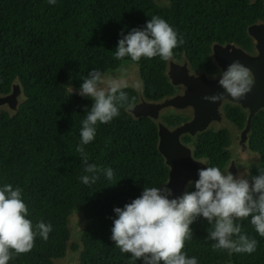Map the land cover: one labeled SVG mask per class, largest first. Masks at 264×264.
Masks as SVG:
<instances>
[{
    "label": "trees",
    "instance_id": "obj_1",
    "mask_svg": "<svg viewBox=\"0 0 264 264\" xmlns=\"http://www.w3.org/2000/svg\"><path fill=\"white\" fill-rule=\"evenodd\" d=\"M154 15L167 20L185 40L174 49L175 60L186 58L194 70L214 74L212 46L235 43L251 50L247 27L264 20V0H169L165 7L153 0H0V93H7L18 76L26 95L13 117L0 112V186L21 187L28 218L34 225L41 220L52 225L47 241L37 236L33 249L9 264H54L64 258L73 214L86 220L80 264H131V254L121 252L111 239L114 208H123L145 187L167 181L169 169L157 150V127L147 117L134 120L123 108L110 123L98 124L95 139L84 147L89 163L111 168L113 179L101 172L95 184L85 185L80 177L88 173L76 148L82 121L94 102L69 95V89L81 88L92 69L105 74L134 62L114 56L121 33L145 27ZM134 63L140 65L145 97L156 100L175 91L164 75L165 61L156 57ZM124 91L137 101L133 89ZM225 112L239 129L244 127L246 115L239 107L227 106ZM165 120L177 124L183 118ZM230 143L227 130L204 132L195 143V156L223 170ZM250 148L261 156L252 180L264 167V111L252 121ZM250 219L239 223L243 233L258 241L251 254L214 250L215 241L207 239L213 226L203 217L190 226L193 238L184 251L198 264H264V237Z\"/></svg>",
    "mask_w": 264,
    "mask_h": 264
},
{
    "label": "clouds",
    "instance_id": "obj_2",
    "mask_svg": "<svg viewBox=\"0 0 264 264\" xmlns=\"http://www.w3.org/2000/svg\"><path fill=\"white\" fill-rule=\"evenodd\" d=\"M48 2L55 4L56 0ZM121 37L115 58L123 60L130 57L134 62L156 57L171 61L174 49L185 43L183 36L158 15L152 16L145 27L132 28L127 35L121 33ZM254 83L251 69L236 60L222 71L218 79L224 92L205 95L203 99L216 103L223 101L227 93L239 102L251 92ZM127 87L123 79L106 77L97 69H92L83 79L78 94L94 101L82 121L81 142L76 148L84 164V172L90 174L80 177L85 185L95 184L101 172L108 180L113 179L111 168L103 169L89 163V154L84 146L95 139L98 124L110 123L120 115L122 108L134 109L135 97L130 98L124 91ZM73 92L71 87L69 95ZM248 167L245 165V172L239 175H234L229 168H200L199 178L194 182L188 181L189 186L194 183L195 190H186L175 197L168 183L145 187L139 197L123 208H114L117 218L111 239L121 252L131 254V264L138 260L143 264H198L197 258L189 257L184 248L186 241L193 238L190 226L198 217H203L213 226L208 230L207 239L215 241L212 245L214 250L255 252L258 241L243 233L242 224L237 221L251 217V225L260 237H264V167L259 169V175L252 177L251 182L246 178L250 175ZM28 216L29 207L23 199V189L11 183L0 186V264H9L19 255L30 252L37 236L45 241L49 238L51 223L41 220L34 225Z\"/></svg>",
    "mask_w": 264,
    "mask_h": 264
},
{
    "label": "water",
    "instance_id": "obj_3",
    "mask_svg": "<svg viewBox=\"0 0 264 264\" xmlns=\"http://www.w3.org/2000/svg\"><path fill=\"white\" fill-rule=\"evenodd\" d=\"M153 1L162 7L169 4V0ZM255 1L251 0L252 3ZM247 34L252 40L251 50H244L235 43L214 44L211 54L213 64L215 65L217 62L222 70L236 60L251 69L255 83L251 92L247 93L246 97L239 102L234 101L227 93H225L223 101L211 103L204 100L203 97L205 95L224 92V89L217 83L222 71H220L216 79H213L216 73L208 74L205 71H193L186 58H182L181 61L173 58L171 61L166 62L164 75L175 91L171 95H165L156 100L148 99L144 95V82L140 74L139 64L134 62L122 64L119 69L107 71L104 74L106 77L111 76L123 79L128 84L127 88L133 89L137 93L138 99L135 102L134 109H125L134 120L147 117L156 125L158 136L157 150L162 155L164 163L169 169L168 179L165 183H168V187L177 191V193H174L172 190L174 197L180 196L184 191H189L190 188L195 187L194 183L189 186L188 181L194 182L197 180L199 178L198 170L209 166L206 158H197L195 156V143L200 134L207 132L209 125L219 115L216 109L224 103H228L232 107H239L246 115L244 127L239 129L234 122L229 120L225 112L227 126L214 130H227L230 136L231 143L227 148L230 153V159L224 169L229 168V171L234 175L244 173L245 166L241 159L244 154L252 156V159L259 167L261 156L250 148V135L254 117L259 112L264 111V20H257L250 24L247 27ZM228 57L229 64H227ZM75 92L79 93V91L74 90L73 93ZM25 100L26 95L23 84L19 77L16 76L10 84V90L7 93H0V112L5 111L10 117H13L18 113L20 106ZM166 108L167 113H169L168 116L172 115L171 113L174 111L175 114H185L189 119L185 122L169 124L165 121V116H162ZM186 135H189L192 140L188 143H183L182 139ZM257 154L258 157H255ZM192 158H197L204 164L200 162L198 165ZM188 164L196 165L197 170H190ZM250 175L246 178L251 182ZM72 216L74 214L70 215L68 219L70 229L68 250L65 257L55 260L54 264H59V261L61 262L68 257L71 250V241L74 239L77 241L75 243L80 246L75 251L73 258L64 264H80V238L86 226V220L85 222L79 220L83 215L77 214V219L75 218V220L71 221Z\"/></svg>",
    "mask_w": 264,
    "mask_h": 264
},
{
    "label": "rangeland",
    "instance_id": "obj_4",
    "mask_svg": "<svg viewBox=\"0 0 264 264\" xmlns=\"http://www.w3.org/2000/svg\"><path fill=\"white\" fill-rule=\"evenodd\" d=\"M228 54V53H227ZM228 60H229V57L227 58V64H229L228 63ZM222 61H223V59H222ZM224 62V61H223ZM185 67V66H184ZM215 67H216V75L214 76L215 78H217L218 77V75H219V73H220V71H223L222 69H220L221 68V66L216 62L215 63ZM192 69V68H191ZM193 71H196V70H194V69H192ZM222 73V72H221ZM218 83V82H217ZM74 90H76V91H79L80 90V88L79 87H76V88H73ZM75 94H77L76 92H75ZM147 98V97H146ZM91 99V98H90ZM149 99V98H148ZM92 100V99H91ZM227 106H231L230 104H228V103H224V104H222V105H220V106H218V108L216 109V112L219 114L216 118H215V120H213V122L209 125V127H208V129H207V131H214V130H217V129H221V128H225L226 126H227V122H226V119H225V108L227 107ZM2 112V111H1ZM5 112V111H4ZM164 113H163V115L162 116H168V114L169 113H167L168 111H167V108L166 109H164V111H163ZM172 115H169V116H179V117H181V118H183V120L182 121H180V122H185V121H187L189 118L185 115V114H183V113H178V114H175L174 113V111L171 113ZM166 121V120H165ZM167 122V121H166ZM179 122V123H180ZM168 123V122H167ZM189 137L190 138V136L189 135H186V136H184L183 137V139H182V141H183V143H188V141H185L184 140V138L185 137ZM192 139L190 138V141H191ZM231 154L233 155V156H235V154L234 153H232L231 152ZM193 159V158H192ZM240 159V158H239ZM241 159H242V161H243V163H244V166L245 165H248L249 167H248V170L249 171H251L252 172V170L254 169V168H257L258 166L256 165V162L252 159V156H248V155H246V154H244L242 157H241ZM193 161H195V163L196 164H200V162H199V159H197V158H194L193 159ZM259 164H260V161H259ZM188 168H190V170L191 169H193V170H197V166L196 165H191V164H188ZM173 190V192L174 193H177V191L176 190H174V189H172ZM76 215L77 214H74V216H72L71 217V221L72 220H75V218H76ZM77 219V218H76ZM79 220H81V221H84L85 222V219H84V217L83 216H81L80 217V219ZM238 222V221H237ZM83 228V227H82ZM72 242V244H71V247H73V245L74 244H77V243H75V242H77L76 241V239H74L73 241H71ZM74 242V243H73ZM75 251H76V249H73V248H71V250H70V254L68 255V257L67 258H65V259H63L61 262L59 261V264H64V263H67L68 261H70L72 258H73V256H74V254H75Z\"/></svg>",
    "mask_w": 264,
    "mask_h": 264
}]
</instances>
